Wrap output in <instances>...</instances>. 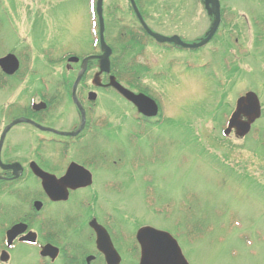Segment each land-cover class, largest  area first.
I'll list each match as a JSON object with an SVG mask.
<instances>
[{
	"label": "rangeland",
	"instance_id": "1",
	"mask_svg": "<svg viewBox=\"0 0 264 264\" xmlns=\"http://www.w3.org/2000/svg\"><path fill=\"white\" fill-rule=\"evenodd\" d=\"M140 2L141 10L146 8L147 26L158 34L175 33L189 39L191 14L177 10L176 5L191 9L195 15L201 14L193 7L197 0ZM226 2L236 9L240 6L235 11L243 16L242 23L235 28L242 31L244 43L252 45L254 40L253 49L257 52L232 70L213 65L184 70L177 69L182 57H200L202 62L208 57L212 62H219L215 58L217 49L216 53L213 48L201 53H182L150 46L145 53L147 56L140 61L149 58L155 67L164 71L152 72L142 67L137 74L142 78L141 85L160 103L163 121L157 124L156 119L139 125L128 104L112 93H100V119L96 122L100 129L75 144L70 156L94 171V189L78 193L80 195L65 207L46 209L41 216L43 233L53 229L51 225L58 230L69 228L71 233L66 235V243L81 245L88 240L81 217L92 212L101 221L112 219L111 227L117 232L114 243L124 256V264H136L129 249L135 231L143 227L174 237L189 264H264V138H258L263 134H251L242 141L225 140L220 137L217 126L222 113L233 108L235 95L252 89L263 108L256 128L259 126L264 131V0ZM188 5L191 7H186ZM116 6L120 7L123 21L132 19L128 0H106L105 17L112 23V32L107 30L106 40L110 46L115 43L116 57L121 60L118 77L124 87L130 88L134 75L130 60L142 48L135 46L131 55L130 50L123 53L125 47L119 40L121 26L117 23L116 27L114 14L109 15ZM244 10L248 11L249 19ZM170 18L176 22H169ZM0 21V33L7 40L4 46L23 41L24 45H34L40 67L46 64L41 59V51L46 47H53L54 57L55 46H59L57 58L64 55L63 51L84 55L95 52L87 0H0ZM253 21L257 23L254 29ZM257 38L261 42L255 41ZM44 57L48 62L53 58ZM59 72L62 74L65 70ZM162 73L168 76L162 78ZM46 77L53 79V75ZM91 79H95V72ZM58 112L53 118L54 125L69 126L76 120L70 101L61 104ZM35 135L33 132V138ZM132 135L135 139L131 142ZM28 140L26 130L20 138L17 135L10 140V143H20L21 158L27 161L34 158L32 150L36 146ZM10 154L18 157L17 152ZM50 154L51 148L43 150L44 156ZM41 162L46 166L45 160V164ZM113 167L121 168L115 171ZM24 186H30L32 192L39 189L36 182ZM16 187L20 185L11 186L9 190ZM151 194H155L160 204L156 201L152 204ZM84 201L90 202V208L83 206ZM19 204L11 194H0V206ZM167 206L171 211L162 212ZM27 210L28 204L25 205ZM66 217L71 219L67 221ZM37 262L34 252L25 248L12 260V264Z\"/></svg>",
	"mask_w": 264,
	"mask_h": 264
},
{
	"label": "flooded vegetation",
	"instance_id": "2",
	"mask_svg": "<svg viewBox=\"0 0 264 264\" xmlns=\"http://www.w3.org/2000/svg\"><path fill=\"white\" fill-rule=\"evenodd\" d=\"M186 7L191 6L188 5ZM193 7L196 12H201V14L195 15L191 12V9L186 10L185 6L182 5L175 6L177 10L179 9L181 12H189L191 14V21L189 20L190 30L187 32L189 34V39L175 33L170 36L181 37L185 45L197 46L205 39L209 38L213 29L216 28L214 35L204 46L198 48L191 49L181 46L175 48L173 45L169 46H172L173 50L177 49V51L182 53H201L203 50L209 48H213V52L216 53L215 49H217L215 58L218 59L219 62L215 60L212 62L208 57H206L204 62H202V58L200 57L194 59L182 57L183 61L179 64L177 69L183 68L187 70L194 68L196 70L202 66L206 68L209 65H213L214 68L221 67L223 70H232L233 67L235 68L244 60L247 61L252 53L257 52V50L253 49L254 40L252 45L244 43L242 31L235 28L236 24L237 27L242 23L240 20H242L243 16H240V14L235 11L238 10L240 6L236 9L232 5H229L226 0H197V4L193 5ZM244 11L245 16L248 17V11ZM245 21L246 20L243 19V22ZM169 22L174 23L176 21L170 18ZM255 27H257V23L253 21L252 28L254 29ZM244 28L245 26L243 25V29ZM138 29L140 30H134L135 36L146 34L141 26ZM161 34L162 33H159V35ZM146 35L152 44H157L155 39L148 34ZM161 36L165 37L167 34H162ZM255 41L261 42V39L257 38ZM23 42H18L12 46H3L0 50V59L7 55H15L19 61V68L13 74L5 72L2 67H0V194L10 193L14 196L16 201L20 203L15 206L0 207V264H12L14 256L22 248L30 249L34 252L35 256L38 258L37 264H108V259L110 264H116L115 258L117 257L114 252L108 257L104 251L99 249L96 234L90 226L92 220H96L99 225L106 229L111 238L113 247L120 256L119 264H124V256L120 252V249H118V244L116 246L114 243V239L115 241L117 240V232L111 227L113 223L110 217L107 221H101L98 216L92 212L88 213L85 217H81L82 225L88 232V240L78 246H71L66 243L65 237L71 233V229L69 228L58 230L54 225H51L50 227L53 229H49L44 233L41 228V216L46 209L65 207L69 205L76 196L80 195L78 193H85L94 189V171L77 158L70 159L67 152L70 150V152L73 153V149H71L72 145L82 141L89 133L97 132L100 129V127L95 126L97 120L100 119L98 116L99 94L110 92L116 96L118 95L116 90L109 85L110 76L112 74L109 76L105 74L101 75L97 69L87 71L84 81L79 84L76 92L77 98L84 110L83 119L80 109L73 103L74 83L73 85L71 84L72 87L69 86L66 88L72 81L70 78L46 80L43 77H29L40 75V66L33 61L31 54L26 52V46ZM3 44H7V40L4 36ZM157 45L159 46V44ZM173 66L175 67L176 63L173 64ZM64 70L65 72L62 74L68 75L71 78L74 77V68L72 65H65ZM112 70H114L113 64L111 71ZM90 72H92V74L95 72V79L89 77ZM54 75L57 76V73ZM33 80H36L37 83H32ZM32 84H38V86H31ZM27 85H30L31 88L27 89ZM132 90L137 94H141L136 89ZM28 92L31 93L27 98ZM248 92L256 93L252 89L243 93L245 95ZM69 93L70 100L74 104L73 109H75L76 120L69 126H64L63 124H61V126L60 124L54 125L53 118L59 113V101L64 99V103H68ZM242 96L243 95L237 96L236 101ZM72 103L71 105L73 106ZM157 103L162 115L161 105L159 102ZM39 104H45L46 106L41 110L38 107ZM137 117L143 123H151L154 120L148 119V117H144L141 114ZM158 120L159 118H157V121ZM82 123L85 124L83 129H81ZM25 130L28 135V141L36 143V146L32 150L34 158L29 161L21 158L20 143H10L11 138L17 135L18 138H20V134ZM33 132L36 133L34 138ZM69 133H77V135H65ZM47 146L51 148L49 157L43 155V149ZM21 148H23L22 145ZM55 150L61 152L62 157L65 156V158L61 159V157H57L58 155ZM15 152H17L18 157H13L10 154ZM42 160L46 161V167L42 165ZM33 162L43 171L59 179L66 174L70 164L76 163L82 165V167L86 168L91 173L93 184L83 189L70 190L66 199H63L64 197L62 195L53 194V200H50L41 192V185L39 186L41 182L32 174L30 165ZM26 179L32 180L33 183H39V189L32 192V188L29 186L28 190H26L24 186V184H26ZM21 184L23 186L22 188ZM17 185H20L18 190L10 191L6 189L10 188V186ZM92 193L96 194L95 191H92ZM21 194L27 195L23 197ZM25 199H28L27 211H25ZM38 203L40 204L38 205ZM35 204H37V206H35ZM39 206L40 209H38ZM83 206L90 208V202L84 201ZM65 219L69 221L71 218L66 217ZM63 231L68 232L62 235ZM136 233L137 231L134 233V238L132 239L133 244L129 249V254L135 259L136 264H139L140 248L136 241ZM48 245L53 246L57 251L53 249L52 255L43 257L41 251Z\"/></svg>",
	"mask_w": 264,
	"mask_h": 264
},
{
	"label": "water",
	"instance_id": "3",
	"mask_svg": "<svg viewBox=\"0 0 264 264\" xmlns=\"http://www.w3.org/2000/svg\"><path fill=\"white\" fill-rule=\"evenodd\" d=\"M101 3L102 2L100 0L99 1V14L100 15H101V12H100ZM107 65H108V59L104 61V64L102 67L104 71L109 70ZM251 96L248 99H246V101L249 104H252ZM131 99L136 100L132 97ZM243 101L239 103L238 111L230 122L233 127L236 126V120L242 112ZM254 104L257 110H259L257 102H255ZM155 108H153L154 112H151V115L156 114ZM241 131L242 132L239 134V136L241 137L245 136L249 131V125L244 126V128L242 127ZM40 176L43 179V184H44L45 189L49 192L51 191L52 185L63 187L64 185H67L69 182H71V179H72V175H71L67 179L56 183L55 181H53V179H51L50 177L46 175L41 174ZM104 232L105 231L103 230V234L100 235L101 240L99 239V244L101 248L107 247L109 249V254L107 255H110L111 252L113 251L112 246L109 244H106L108 243L107 242L108 238ZM138 239L143 248V257H142L141 264H187L181 254V251L177 243L168 234L158 232L153 229H145L143 231H140L138 235ZM49 250L51 249L47 248L44 250V252L49 251Z\"/></svg>",
	"mask_w": 264,
	"mask_h": 264
},
{
	"label": "bare ground",
	"instance_id": "4",
	"mask_svg": "<svg viewBox=\"0 0 264 264\" xmlns=\"http://www.w3.org/2000/svg\"><path fill=\"white\" fill-rule=\"evenodd\" d=\"M81 167H82V165H79V164H78V168L80 169Z\"/></svg>",
	"mask_w": 264,
	"mask_h": 264
}]
</instances>
